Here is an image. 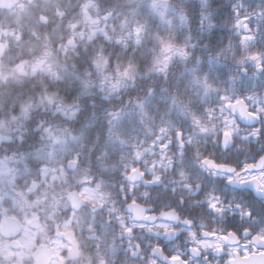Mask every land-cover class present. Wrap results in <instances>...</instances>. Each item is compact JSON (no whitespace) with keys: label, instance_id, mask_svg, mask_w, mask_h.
I'll return each mask as SVG.
<instances>
[{"label":"snow or ice","instance_id":"obj_1","mask_svg":"<svg viewBox=\"0 0 264 264\" xmlns=\"http://www.w3.org/2000/svg\"><path fill=\"white\" fill-rule=\"evenodd\" d=\"M0 264H264V0H0Z\"/></svg>","mask_w":264,"mask_h":264}]
</instances>
